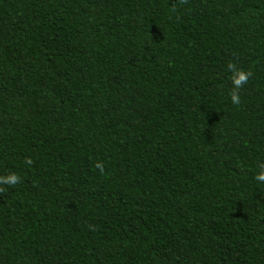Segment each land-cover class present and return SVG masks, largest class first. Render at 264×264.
<instances>
[{"label": "trees", "instance_id": "obj_1", "mask_svg": "<svg viewBox=\"0 0 264 264\" xmlns=\"http://www.w3.org/2000/svg\"><path fill=\"white\" fill-rule=\"evenodd\" d=\"M262 163L264 0H0V264H264Z\"/></svg>", "mask_w": 264, "mask_h": 264}, {"label": "clouds", "instance_id": "obj_2", "mask_svg": "<svg viewBox=\"0 0 264 264\" xmlns=\"http://www.w3.org/2000/svg\"><path fill=\"white\" fill-rule=\"evenodd\" d=\"M182 2L186 3L187 0H182ZM228 70L232 73L231 83L233 85L232 90L229 93L231 102L234 105H239L241 103L240 97V89L243 88L245 84L248 83L252 73L250 71H245L237 67L236 63L229 62L227 65ZM26 164H32L33 161L30 158H26ZM95 168H97L101 173L104 172V167L102 162H97L95 164ZM255 179L258 182L264 183V163L260 165V171L256 174ZM21 182V177L14 172L9 173L5 176H0V185H7L10 187H14L18 183ZM5 188L0 187V193L5 192Z\"/></svg>", "mask_w": 264, "mask_h": 264}]
</instances>
